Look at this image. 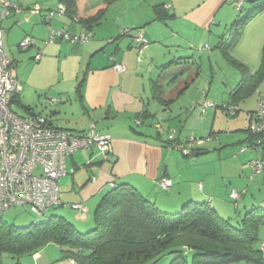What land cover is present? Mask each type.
Returning <instances> with one entry per match:
<instances>
[{
    "label": "crops",
    "instance_id": "crops-1",
    "mask_svg": "<svg viewBox=\"0 0 264 264\" xmlns=\"http://www.w3.org/2000/svg\"><path fill=\"white\" fill-rule=\"evenodd\" d=\"M16 1L23 8L37 5L43 10H50L57 8L62 0ZM228 1H166L161 5H164L163 9L169 15L164 20L157 21L155 7L160 5L157 0H118L107 10V13L112 12L118 17L115 25L111 22L107 29L109 32H100L96 39L94 35L91 41L77 45L66 41L47 46L41 43L48 37L51 29H66L72 35L86 31L82 25L83 29L67 18H56L47 25L43 17L31 16L25 10L12 19L2 21L4 32L8 34L16 26H27L20 40L28 35L41 39L30 49L33 52L32 59L40 51L43 56L38 63L45 66H50L53 61L58 63L63 84L57 86L51 81L46 91L59 96L58 103L62 104L59 110L63 113L56 110L51 112L52 116L46 117L55 126L80 133L87 132L90 125L95 123L100 133L113 139L112 152L106 159L96 156L95 150H80L68 157L67 174L59 182L61 201L67 205L83 203L88 209L90 204L96 208L109 192L111 182H116L130 184L149 198L153 196L162 208H169L171 212L178 211L189 201H195L209 202L224 218L232 216L233 210L228 203L230 192L228 197L225 190L218 194L198 176H186L183 168L194 162L186 161L184 156L180 157L178 150L168 148L161 132L157 133L154 129L159 112L157 103L165 107L164 110L170 115L169 120L176 118L173 107L186 95L190 83H181L182 86L171 88L168 93L165 84L174 85L184 76L187 80L193 77L192 81H195L200 76L199 61L205 55L209 60L211 37L214 40V35L219 30L215 28L216 18ZM104 7L101 0H77L78 16L83 19ZM258 17H264V12ZM6 21H9L7 28L4 26ZM136 28H140L149 40V45L142 53L135 47L133 34L122 36L124 30ZM106 42L110 44L104 57L99 60ZM116 64L123 65L125 72L118 73L114 69ZM256 70L257 67L253 72ZM82 79L83 87L81 93H78L77 86ZM263 90L260 96L264 95ZM207 91L209 88H203V95L206 96L204 93ZM33 113L41 114L35 110ZM201 114L203 116L202 112ZM192 119L193 115L188 116L186 125H192ZM139 120L142 121L140 124L137 122ZM183 127L179 136L181 142L188 136V131ZM204 151L197 152L195 156L202 155ZM70 175L72 177L68 179ZM163 177L173 181V187L164 193L158 186ZM69 216L80 228L88 229L93 225L88 217L82 220L75 212H71ZM34 259L35 261L25 264L45 263L41 252Z\"/></svg>",
    "mask_w": 264,
    "mask_h": 264
},
{
    "label": "trees",
    "instance_id": "trees-1",
    "mask_svg": "<svg viewBox=\"0 0 264 264\" xmlns=\"http://www.w3.org/2000/svg\"><path fill=\"white\" fill-rule=\"evenodd\" d=\"M11 1L20 7L22 12L34 7L23 8L13 0ZM116 1L118 0H101V3L105 7L86 19L78 16L77 0H62L57 8L50 10L41 9L40 14L33 16L43 17L47 25H50L56 18H67L86 29L84 33L77 36L90 34L91 38L88 41H91L94 38L93 31L95 27L101 24L108 7ZM240 1H242L241 7H238V3L236 4L238 10H241L244 5V0ZM253 2L255 6L252 11L243 19L233 22L232 27L237 29L232 41L226 43L225 41L228 38L223 35L217 45V48L222 51L223 55L232 61L241 71V79L233 93L234 100L224 106V108L230 111L232 109L229 106H235V100L248 97L257 91L264 82V51L260 67L255 72H252L248 66L235 62L230 55V52L241 40L243 35L241 30L243 27L264 12V0H254ZM60 5L65 6V14L61 17L56 15L52 20H49L47 13L57 10ZM163 8L164 5H157L155 7V19L157 21L164 20L169 15ZM19 14H13L9 18ZM60 30H64L70 34L66 29ZM60 30L51 29L50 33ZM135 31L142 32L140 28L125 30L122 36L134 34L136 33ZM136 36L133 37L134 42ZM33 38L36 39L35 37ZM37 41L36 39V45ZM60 41L71 43L61 38L54 43ZM83 43L71 44L77 45ZM38 55L43 56L42 52L39 51L33 59L34 61H40L37 60ZM83 83L84 79L77 86L78 93H81ZM21 93L15 99V105L26 115H41L33 113V108L22 102ZM262 98H264V95L259 96L258 104ZM257 109L249 113V125L243 131L247 135L244 141L246 145L243 146L242 151L261 149L263 158L253 160L264 161V140H261L264 139V134H254L251 129V125L256 119ZM238 112L239 110H236V113ZM51 124L54 125L52 122ZM260 140L262 142H259ZM165 141L169 146L170 141L168 139ZM201 151L203 150H197L191 156H184L190 158ZM263 174L264 172L255 175L252 172V178ZM171 188L168 190L160 189L167 192ZM109 189V192L103 196L96 207L93 214V225L85 229L88 230L87 232L80 231L76 225L60 216H51L44 222L31 224L26 227L8 224L3 220V216L13 208L20 207H12L5 213L0 214V258L11 256L15 260L12 264H23L20 260L22 257H35L45 247L53 244L60 248L62 259L69 260V264L70 261H74L75 264H156L166 255H175L171 264H233L240 262L264 264V251L262 249L264 242L259 237L260 226L264 225V207H252L241 221L233 224L231 219L222 217L209 202L189 201L182 205L178 211L170 212L163 209L155 199L152 201V199L143 195L130 184L111 182ZM232 191L240 193L239 200L231 198ZM232 191L230 192V200L238 207L242 198L247 194V190ZM47 212L43 216H46ZM88 214L89 209L82 220H85Z\"/></svg>",
    "mask_w": 264,
    "mask_h": 264
},
{
    "label": "rangeland",
    "instance_id": "rangeland-1",
    "mask_svg": "<svg viewBox=\"0 0 264 264\" xmlns=\"http://www.w3.org/2000/svg\"><path fill=\"white\" fill-rule=\"evenodd\" d=\"M13 1L17 3L16 0ZM166 1L171 0H157V3L161 5L162 3H167ZM230 1L231 0H229L223 10L218 13L215 28L219 30L218 33L214 35V40L212 39L213 37H211L210 44L212 45V50L209 51V60L205 55L202 61H199L200 68L198 73H200V76L196 78L195 81H192L193 77L187 80V77L184 76L183 79H179L174 85L170 83L165 84L166 93H168L171 88L174 89L175 87L185 85V83H190V87L186 95L175 103L173 113L176 118L173 121L169 120L170 115L164 110L165 107H161L159 106L160 104L157 103L159 112L154 126L161 125L162 129H154L157 133L160 131L162 137L166 140L171 131H176L178 136H180L182 130H184L183 126H185V129L188 131L187 137L195 135L199 139H205L201 143V150L205 151L200 156L194 155L193 157L186 158L184 154L179 151L178 154L180 157H185L184 159L186 161L194 162L193 165H189L190 163L186 164L183 171L186 176L196 175L203 179L211 186L212 190L216 191L218 194L223 193V190H225L227 197L232 189L239 191L247 190V194L242 198L238 207L230 200L229 194L228 203L233 210V214L230 218L225 217V219H231L232 223L236 224L244 218L245 214L251 210L252 207H264V174L252 178V172L249 166L251 160L262 159L263 152L261 149L242 151L243 146L246 145L244 141L247 138L246 133L243 131H245L249 125V113L255 111L258 107V99L260 92L263 90L264 82L257 91L253 92L248 97L235 100V106H229L230 109H232L231 111L224 108V106L234 100V92L232 91L240 81L241 71L232 61L223 55L220 49L217 48L218 40L221 35H225L226 38H228L225 42L230 43L237 29L232 27L233 22L246 17L255 6L254 0H244L243 8L238 10L236 4L240 0L232 1L233 3H230ZM28 14L31 15L29 11ZM116 18L118 17H115L112 12L106 13L99 29L95 27L93 31L95 35L94 39L98 37L100 32H109L107 29L110 27L111 22L115 25ZM221 21H227V23L225 24ZM8 23L9 21H6L4 25L6 28ZM26 27L25 25L21 27L16 26L9 34L7 32L4 33L5 51L13 61L11 69L13 75L23 84V92L21 93L23 102L30 105L37 113L50 116L51 112H55L56 110L61 111L59 108L62 107V104L58 103L56 106L50 105L49 98H54L59 101V96L50 91H46V87L50 85L49 83L51 81L57 86L63 84L60 80L61 74L58 70V63L56 61H53L50 66L41 65V63L32 59V50L20 49L19 43L24 38L33 37L28 35L20 40L21 34ZM79 28L83 29L81 25ZM241 31L243 34L241 40L230 52V55L235 62L248 66L253 72V69L256 67L259 69L264 51V17H257L248 25H245ZM124 32L125 30L122 34ZM135 32L133 36H136L139 31ZM69 33L72 34L71 32ZM36 39L41 40L39 38ZM47 39L48 37L42 40L41 43L45 44ZM108 44L110 43L106 42L105 49L100 52L99 60L104 57V53H106V49L109 46ZM158 72L159 71H157V76ZM195 73H197V69H195ZM195 73L194 78L196 75ZM155 76L156 74L154 77ZM181 83L183 84L181 85ZM203 88H209V91L204 93L206 96L202 93ZM205 102L212 103L214 107L209 108L208 111L203 113V116H200V106ZM236 110H239V112L236 113ZM16 111L19 114H24L19 108H17ZM191 115H193V119L191 120L192 125H186V120L188 116ZM209 137H211V139L206 140ZM71 177L72 175H70L68 179H71ZM251 178L253 180H251ZM162 193H164V191H162ZM150 199L154 201L153 196H151ZM61 202L63 203L62 205L50 209L46 216L37 215L35 210L31 207L28 209L13 208L9 213L3 216V220L8 224L26 227L31 224L44 222L51 216H60L76 225L73 218L69 216L71 212H74L70 207L71 204L67 205L63 200ZM88 207L90 213L87 217L93 224V214L96 208L90 204H88ZM163 209H167V211L170 212L172 211L169 210V208ZM76 227L80 231H88L85 229L83 230L77 225ZM259 237L264 242V225L260 226ZM41 254L45 262H43L44 264H69V260L62 259L60 248L56 245H48L41 251ZM174 258L175 255H166L156 264H171ZM35 259L33 256H24L20 260L25 264L28 262L31 263L35 261ZM14 262L15 260H13L11 256L0 258V264H12ZM233 264L248 263L240 262Z\"/></svg>",
    "mask_w": 264,
    "mask_h": 264
},
{
    "label": "built area",
    "instance_id": "built-area-1",
    "mask_svg": "<svg viewBox=\"0 0 264 264\" xmlns=\"http://www.w3.org/2000/svg\"><path fill=\"white\" fill-rule=\"evenodd\" d=\"M237 5L241 7L242 1ZM28 11L31 15H37L42 10L36 5ZM21 12L22 9L11 0H0V214L12 207H31L37 215L43 216L50 208L61 205L59 181L67 174L68 157L80 150H95L96 156L106 159L112 152L113 139L100 133L95 123L86 133H77L55 127L43 115H22L16 111L18 107L14 101L23 87L12 73V61L5 51L1 21ZM64 14L65 6L60 5L57 10L48 12L47 16L52 20L54 16ZM59 38L71 43H83L90 40L91 35L77 36L64 30L52 31L45 45ZM135 43L140 53L149 45L142 32L137 34ZM35 46L36 39L33 37H26L19 44L22 50ZM207 49L210 47L207 46ZM41 58L42 55L37 56V60ZM114 69L118 73L125 72V67L120 64H116ZM49 101L51 105L58 103L54 98H49ZM211 107H214L212 103L205 102L200 106L201 112L205 113ZM137 122L140 124L142 121ZM156 128L162 129L161 125H156ZM251 129L254 134H264V98L259 101ZM167 139L171 150L181 151L185 156L201 150V143L205 140L191 135L181 142L176 131H171ZM249 166L255 175L264 172L263 160H252ZM158 184L163 190L173 185L168 178L161 179ZM231 198L239 200L240 193L232 191ZM71 208L80 219H84L88 212L83 203H74ZM262 249L264 251V246ZM70 264L75 262L70 261Z\"/></svg>",
    "mask_w": 264,
    "mask_h": 264
},
{
    "label": "water",
    "instance_id": "water-1",
    "mask_svg": "<svg viewBox=\"0 0 264 264\" xmlns=\"http://www.w3.org/2000/svg\"><path fill=\"white\" fill-rule=\"evenodd\" d=\"M230 3H232V0L230 1Z\"/></svg>",
    "mask_w": 264,
    "mask_h": 264
}]
</instances>
